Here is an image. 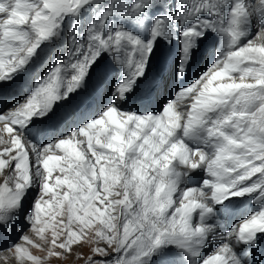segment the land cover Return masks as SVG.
<instances>
[{
  "label": "snow or ice",
  "instance_id": "obj_1",
  "mask_svg": "<svg viewBox=\"0 0 264 264\" xmlns=\"http://www.w3.org/2000/svg\"><path fill=\"white\" fill-rule=\"evenodd\" d=\"M0 83V264H264V0H0Z\"/></svg>",
  "mask_w": 264,
  "mask_h": 264
},
{
  "label": "rangeland",
  "instance_id": "obj_2",
  "mask_svg": "<svg viewBox=\"0 0 264 264\" xmlns=\"http://www.w3.org/2000/svg\"><path fill=\"white\" fill-rule=\"evenodd\" d=\"M89 16H90V13H87V12H82L81 13V18H80V23H81V26H83L84 23L87 22V20L89 19ZM71 32V25L70 24H66L65 27H64V31L60 37V39L56 40L54 42L53 45L51 46H48V47H45L44 49V52L41 53L42 57H47L48 54H50L53 50H62L64 49L65 47V44L67 42V37L69 35V33ZM255 33H253L254 35ZM212 34H208V39H211L213 40L212 38ZM216 40H215V43L217 44L219 38L216 37ZM215 44V45H216ZM161 48L163 49V51H165L166 53L168 54H175L176 57H177V61H178V58H179V54H180V43H179V40L176 39V40H173L171 41L170 43H161ZM202 44H199V46H201ZM197 47V48H198ZM213 47V45L211 46ZM211 51V50H210ZM205 56V55H203ZM207 62L206 61L202 66L201 68L196 71V73L190 78V80L197 74L201 71L202 68H204L206 65H207ZM17 91V88L15 86L14 83H0V93H3L4 95L8 96V97H12L13 96V93ZM75 99V98H74ZM71 103V102H70ZM37 127H41L42 125H40L39 122H37ZM57 173H54V175H56ZM114 198H117V197H112V199ZM33 199V193L30 192L28 194V197H27V200H26V204L31 202ZM254 210H258V205H254ZM242 222V221H241ZM26 233V229L24 228L23 226V221H18V224H17V228H16V232L15 233H12L11 236H16V235H19V234H25ZM6 243V240L5 238H0V248H2L4 246V244ZM86 250V249H85ZM182 261V264H183V260H182V257L179 255V254H176L175 256V264H179L180 262ZM53 264H56V262H53ZM75 264H82V262L80 261H76Z\"/></svg>",
  "mask_w": 264,
  "mask_h": 264
},
{
  "label": "bare ground",
  "instance_id": "obj_3",
  "mask_svg": "<svg viewBox=\"0 0 264 264\" xmlns=\"http://www.w3.org/2000/svg\"><path fill=\"white\" fill-rule=\"evenodd\" d=\"M215 44L216 43L213 44V40L207 39L202 43L201 46H199L198 48L193 50V54H192V57L190 60L189 67H188V69L185 73V76H184L185 81H189L190 78L196 73V71H198L206 61H208V55L214 56ZM212 45H213V47H211ZM217 45H219V40L217 42ZM165 54H166L167 65H168L167 71L171 72L172 66L177 62V57L175 54L170 55L166 52H165ZM203 55H205V56H203ZM156 70H157V65H156V62L154 61L153 65L150 69V75L149 76H151L152 80H151V85L149 87H151L153 85V82H154L153 78L156 74ZM209 195H210V193H209ZM179 264H182V261Z\"/></svg>",
  "mask_w": 264,
  "mask_h": 264
}]
</instances>
